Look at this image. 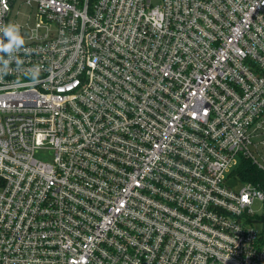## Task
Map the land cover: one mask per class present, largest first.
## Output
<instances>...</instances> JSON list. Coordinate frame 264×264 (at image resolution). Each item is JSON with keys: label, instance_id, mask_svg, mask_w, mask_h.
<instances>
[{"label": "built area", "instance_id": "obj_1", "mask_svg": "<svg viewBox=\"0 0 264 264\" xmlns=\"http://www.w3.org/2000/svg\"><path fill=\"white\" fill-rule=\"evenodd\" d=\"M159 1L0 0V264H264V0Z\"/></svg>", "mask_w": 264, "mask_h": 264}, {"label": "trees", "instance_id": "obj_2", "mask_svg": "<svg viewBox=\"0 0 264 264\" xmlns=\"http://www.w3.org/2000/svg\"><path fill=\"white\" fill-rule=\"evenodd\" d=\"M243 182H251L257 187L264 185V171L254 165L250 160L242 158L240 164L232 172Z\"/></svg>", "mask_w": 264, "mask_h": 264}, {"label": "rangeland", "instance_id": "obj_3", "mask_svg": "<svg viewBox=\"0 0 264 264\" xmlns=\"http://www.w3.org/2000/svg\"><path fill=\"white\" fill-rule=\"evenodd\" d=\"M151 1H152L154 6H157L160 3L159 0H151ZM25 13H26L25 9L21 10L20 14L17 16V18H24ZM14 14H16V12H14ZM12 18H14V15H13ZM36 156H37V158H39L40 160L44 161L45 163H50L51 162V158H52V153L49 152V151H40L39 153H37ZM236 168H237V166L232 169V172ZM240 186H242V184L238 183L236 187H240ZM253 208H254L255 211L259 212L260 214L263 212L262 206H261V204L259 202H256L253 205Z\"/></svg>", "mask_w": 264, "mask_h": 264}, {"label": "clouds", "instance_id": "obj_4", "mask_svg": "<svg viewBox=\"0 0 264 264\" xmlns=\"http://www.w3.org/2000/svg\"><path fill=\"white\" fill-rule=\"evenodd\" d=\"M13 27H15L17 30L15 38L11 41V43L8 46L0 47V51L7 50V48L11 47L12 44H22L23 43L22 38L18 34V26H13ZM9 35H12V34L9 33Z\"/></svg>", "mask_w": 264, "mask_h": 264}]
</instances>
